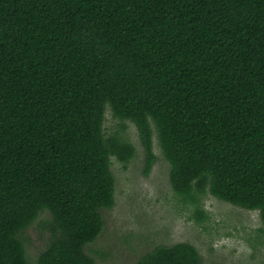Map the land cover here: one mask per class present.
I'll return each mask as SVG.
<instances>
[{"label": "trees", "instance_id": "obj_1", "mask_svg": "<svg viewBox=\"0 0 264 264\" xmlns=\"http://www.w3.org/2000/svg\"><path fill=\"white\" fill-rule=\"evenodd\" d=\"M106 109L136 128L144 175L154 130L177 197L264 227V0H0V264H30L21 236L42 214L34 264H96L110 159L135 154ZM135 264L201 259L178 243Z\"/></svg>", "mask_w": 264, "mask_h": 264}, {"label": "rangeland", "instance_id": "obj_2", "mask_svg": "<svg viewBox=\"0 0 264 264\" xmlns=\"http://www.w3.org/2000/svg\"><path fill=\"white\" fill-rule=\"evenodd\" d=\"M105 134L118 132L135 147L126 164L110 159L114 177V207L102 210L103 229L84 253L96 264H135L157 246L188 243L201 264H264V227L256 211H247L210 195L197 204L182 201L170 186L169 164L157 146L150 173L143 174V154L133 124L113 119L105 111ZM40 215L21 236L28 263L34 264L50 239Z\"/></svg>", "mask_w": 264, "mask_h": 264}]
</instances>
